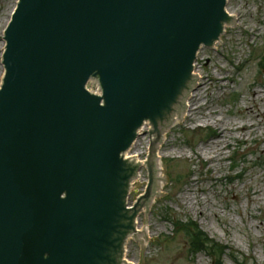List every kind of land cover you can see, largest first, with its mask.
Here are the masks:
<instances>
[{"label": "water", "instance_id": "1", "mask_svg": "<svg viewBox=\"0 0 264 264\" xmlns=\"http://www.w3.org/2000/svg\"><path fill=\"white\" fill-rule=\"evenodd\" d=\"M226 2L18 0L0 85V264H120L141 212L125 210L124 154L147 122L150 191L153 128L184 114Z\"/></svg>", "mask_w": 264, "mask_h": 264}, {"label": "rangeland", "instance_id": "2", "mask_svg": "<svg viewBox=\"0 0 264 264\" xmlns=\"http://www.w3.org/2000/svg\"><path fill=\"white\" fill-rule=\"evenodd\" d=\"M227 1L236 24L226 26L215 48L198 53L199 87L187 100V117L165 132L157 148L164 186L137 217L145 238L127 242L130 264H216L206 252L192 255L176 222L196 224L225 249L221 264H264V0ZM15 5L0 0V85L4 30ZM136 139L129 151H140L145 160L147 127ZM205 150L211 154L204 156ZM141 178L129 206L145 190V168Z\"/></svg>", "mask_w": 264, "mask_h": 264}, {"label": "bare ground", "instance_id": "3", "mask_svg": "<svg viewBox=\"0 0 264 264\" xmlns=\"http://www.w3.org/2000/svg\"><path fill=\"white\" fill-rule=\"evenodd\" d=\"M226 20H224L225 22L223 23L222 26V33L224 32V30L226 29V26H230V25H235V20H234V16L232 14H229L228 12L226 13ZM212 46H215V42H213ZM199 79L201 80V76L199 73L196 72V70L192 67L191 69V75H190V84H192L191 80L194 82V86H196V82L197 80L199 81ZM199 87V85L197 86ZM253 94V91H252ZM184 96H188L192 97L193 94L191 92L189 93H185ZM253 97L255 98V95L253 94ZM187 100V99H186ZM188 105L186 103H184V108L187 107ZM188 112H191V108H188ZM251 110V109H250ZM185 113L183 114L182 112H180V114H173L171 116H169L167 118V120H165L163 123H161L160 125L156 124L154 126L153 129L156 128V126H158L157 128L159 129L160 132H158L160 134V139H163V137L165 136V132L172 126L176 125L177 123L181 122L182 120L185 119ZM220 119H217V122H220ZM216 122L211 121L212 125H215ZM240 130H245V125H242L240 127ZM151 131V129H150ZM139 133H137L138 135ZM157 138V136H151L149 138V154L147 156V159L145 160H140V155L141 152L140 151H134L133 153L126 152L124 154V166L128 169V179L126 180L125 183V194H126V198H125V205H127V207L125 208V210L129 213H127L128 215H132L133 213H131L133 211L134 208L138 207L139 210L138 212H144V208L147 207L148 205H150L151 203L154 202V199L160 194V191L162 190L163 186H164V181L161 177V172L159 171L160 168L157 164V161L155 160V157H153L152 161L155 163V176H154V185L152 187V189L148 192H145L140 194V196H138L137 200L132 204V206H128L127 201H128V197L131 193V190L133 188V186L135 184H138L140 182L141 178V169L142 168H147V165L149 164V158H151V148H152V144L155 141V139ZM134 145V143H131L130 147ZM128 148V149H129ZM204 156H209L211 154V151L209 150H205L203 151ZM147 193V194H146ZM151 194V195H150ZM153 201V202H152ZM139 215L137 214L136 217L133 220V226H132V230L131 232H129L123 242V247H122V259L120 260V264H130L126 258H125V246L127 244V242L130 239H134V240H138V241H143L145 238V231L144 230H140L137 226V217Z\"/></svg>", "mask_w": 264, "mask_h": 264}, {"label": "trees", "instance_id": "4", "mask_svg": "<svg viewBox=\"0 0 264 264\" xmlns=\"http://www.w3.org/2000/svg\"><path fill=\"white\" fill-rule=\"evenodd\" d=\"M168 221H171L170 215L167 213ZM176 228H179L180 233H184L188 241L189 249L193 254L203 251L208 256L216 258V264H221L219 258L224 255L225 249L218 247L214 242H211L205 234H203L198 226L194 223L182 224L181 222L174 223Z\"/></svg>", "mask_w": 264, "mask_h": 264}]
</instances>
